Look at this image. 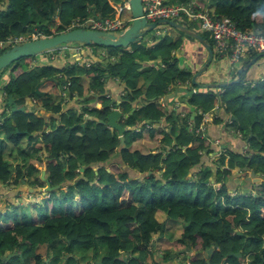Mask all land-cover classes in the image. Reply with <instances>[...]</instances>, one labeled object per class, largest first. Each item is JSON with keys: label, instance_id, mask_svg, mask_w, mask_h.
I'll return each instance as SVG.
<instances>
[{"label": "trees", "instance_id": "1", "mask_svg": "<svg viewBox=\"0 0 264 264\" xmlns=\"http://www.w3.org/2000/svg\"><path fill=\"white\" fill-rule=\"evenodd\" d=\"M190 1L166 0L171 4ZM210 2L207 8L215 19L228 17L243 31H264V0ZM92 13L102 19L117 15L109 0H0V42L5 43L0 54L9 38L28 34L39 26L45 36H53ZM56 26L53 33L51 28ZM184 35L180 32L175 39L168 35L149 46L142 41L126 48L96 46L104 49L107 58L92 53L95 62L79 69L75 64L62 68L50 61L41 62L36 71L28 69L36 56L22 58L1 71L0 100L14 95L21 105L23 96L29 95L50 115L17 111L4 118L0 124L5 128L4 140L26 162L27 176L22 166L13 167L6 161L4 140L0 139V184L7 185L15 170V185L24 184L30 177L32 187L42 186L33 178L40 173L38 166H43L45 178L54 189L45 192L40 203L4 204L0 199V264H21V258L49 245L56 259L76 260L73 255L78 248L98 252L100 244L105 249L103 264H126L120 256L129 252L128 247L139 254L128 264H143L147 259L151 262L154 256L148 245L153 249V234L162 235L168 221L182 226L174 248L197 253L188 255L190 264H207L203 252L212 245L210 264H222L229 251L238 252L239 247L259 254L258 264H264V80L252 86L242 79L223 88V93L201 88L187 100L196 107L194 119L173 115L158 99L177 82L192 83V70L180 68L173 54L183 44ZM136 54L151 62L163 60L165 70L157 76L145 74L144 62ZM263 54L252 52V57L259 59ZM43 81L48 89L41 86L40 94H35L34 89ZM110 81L125 85L126 96L113 106L105 88ZM251 87L255 88V98L251 97ZM66 89L68 95H62ZM136 102L138 108L130 114ZM69 103L74 107L64 109L63 104ZM218 104L229 117L225 128L233 129L234 135L240 133L244 144L248 138L249 142L245 144L248 150L242 149L241 154L223 147L219 162H214L211 154L216 144L208 133L201 138L194 131L201 124L199 111L211 112ZM111 107L122 111L124 117L119 123L129 127L121 150L118 132L101 122L107 119ZM147 125L157 127L150 131L156 152L133 150L132 145ZM25 138L29 149L21 146ZM245 167L259 174L263 182L255 191L249 188L253 184L245 182L248 192L234 186L235 195L231 196L228 180L234 169L242 172ZM217 183L221 184L218 191ZM30 207L36 217L29 212ZM8 253L13 256L3 263ZM40 263L38 255L31 259V264ZM226 264L243 263L229 257Z\"/></svg>", "mask_w": 264, "mask_h": 264}, {"label": "rangeland", "instance_id": "2", "mask_svg": "<svg viewBox=\"0 0 264 264\" xmlns=\"http://www.w3.org/2000/svg\"><path fill=\"white\" fill-rule=\"evenodd\" d=\"M122 1L123 0H112V2L115 5H120ZM197 1H199V0H197ZM212 8H213V5H212ZM90 17H94V14L92 13V15ZM122 17L124 19H126V20H130L132 18L131 9H126ZM56 20H57L58 23L60 22L59 17H57ZM177 20L182 22L183 24H186V26H188L190 28H193L196 31L200 32L203 37L206 36L208 38L209 42L212 45L213 51H215V53L217 54V51L215 49L212 37L208 33L204 32L201 29V26L198 23L192 22V21H188V20H183V19H177ZM56 28H57V26L54 27V28L52 27L51 31L53 33H55L56 32ZM35 30H38V29L35 28ZM38 32L41 33V30H39ZM29 34L31 35V33H29ZM168 35L172 36L173 38H177L180 35V32H178L174 28H170L168 25H160L156 29L152 30L151 32H148L144 36V38L142 39L141 44L149 46L152 43L154 44V42L158 41L159 39L168 37ZM183 42H184V44L186 43L187 46L199 45V43H200L197 40H195L194 38H191L190 36H187V35H184ZM73 49H76V48L75 47H71L70 49H67V50L62 49V51H60V52L56 51L57 53L56 52L49 53V54L46 53L45 56L39 55V56H37L36 59H34L33 61L30 62V66H29L28 69L32 68V69H34V71H36L35 68L36 67H41L40 63L44 62V61H50L53 64H55V66H59V67H62V68L65 67L66 65H69V67H71L72 65L75 64L76 66L74 65V67L76 69H79L78 67H86V66H89L90 64H92L93 62H95L94 59L91 58L92 57V53H96L98 56H100V58H103V59L107 58V55H106V52L104 51V49L98 48L96 46H94V47L91 46L90 48H81V49H79L77 51H73ZM88 54H89V57L87 58ZM52 56H54V57L52 58ZM136 56L140 60H143L144 64L143 63L142 64H143V67H144V73L147 74V75H155V76H157V75L160 74V71H164L165 70V66H163L164 65L163 64L164 63L163 60H157L155 62H151L147 58H145V56H143V55L136 54ZM180 59H178V66L179 67H180L181 63H185L183 58H180ZM146 60H148V61H146ZM3 79L4 78L1 77V81H0L1 85L3 84ZM261 86L264 87V84H262ZM192 87L194 88L196 86L192 85ZM42 88H44V90L48 89V87H44V85H42ZM197 89H198V91L201 90V88H198V87H197ZM249 90H250V92H252L254 94V91H255L254 87H251ZM62 95H68L67 89H66L65 92L62 93ZM54 100L56 102H58L59 99H54ZM93 102L94 101H92L91 104ZM78 103H79L78 107L81 108L82 100H80V102H78ZM69 104L68 105H66V104L64 105L63 104L64 109L65 108L69 109L71 107H74L72 104H70V105ZM2 109L3 108H1L0 111ZM214 110H216V109H214ZM11 111H12V108L10 106H7L6 110L4 112L0 113V118H2V117L6 118L7 116H9ZM37 114L39 116H49L50 112H46L42 107H40ZM4 129L5 128H3V125H2L0 127V139H3V140H4ZM237 136H239V138L242 137V135L240 133ZM150 139L152 140L151 137H150ZM217 142H218V145H217ZM143 143L144 144H142V150L144 148L146 150H150V145H149L150 143L147 142V141L146 142L144 141ZM214 144H216V145H214L215 149H214L213 153L211 154V158L214 159V162H216V161L219 162L218 159L220 158V156L222 154V147L220 148L222 143L220 144V141L215 139L214 140ZM245 144H244V147L242 149L247 151L248 150V148H247L248 145L246 146ZM21 146L24 149H29L30 148L29 146H31V145L28 143V139L25 138V139H23ZM132 149H133V147H132ZM13 150H15L14 146L12 144L8 143V141L4 140V151H5V159H6V161L9 162L13 167H15L17 165L22 166L23 167L22 169L24 171V175L27 176V170H26V165H25L26 162H24L20 157L16 156V151H13ZM234 152L241 154L239 151H234ZM207 159L208 158H204V161L207 160ZM38 169L40 170V173H38L36 175V177L33 178V180L34 179L38 180V182L42 186H37V188L32 187L31 186L32 179L30 177L25 178V176L23 177V179L25 178L24 184H21V185L20 184H16L15 185L14 184V180H15V177H16V171L14 170L13 174H12V177L9 180V183L7 185L0 184V199H1V201L4 204L7 203L6 201H8V202H20V204H22V205L30 204V203H33V202L40 203L46 197L45 194H44L45 193L44 188L46 187V184L41 179V175H42V172L45 171V167L38 166ZM250 171L251 170H247V172L244 173L243 171L241 172L240 169H238V168L233 170V172H232L233 176H232V178H229V180H228L229 194L231 196L235 195V192L233 190L234 186L237 189H239V187L247 188L245 186V179L250 176ZM260 181L263 182V180H260ZM250 184H253V183L251 182ZM257 186L258 185L254 183L253 186H251V187L249 186V188L254 189L253 191H255ZM220 188H221V184L220 183L215 184L216 191H218ZM249 188H247L248 191H249ZM221 208L224 209L223 206H221ZM29 212L32 213L33 217L37 216L36 212H34L33 207L29 208ZM162 216L164 217V215H162ZM181 233H182L181 224L173 222V221H168L167 224H166L165 232L162 235H160V233L153 234V240H154V243L156 244L155 249L157 251H160V252L164 253V255H165L164 259L166 261L170 260V256H168V251H172L170 254L175 253L174 252L175 251L174 242H175L176 239H178V237L181 236ZM237 246H238V244H237ZM51 249H52V245H49V246H45V247L44 246L39 247L36 250V253L39 256H41L40 258L42 260H45L44 264H49V263L50 264H77V261H76L77 258L76 257H75L76 260H72L71 258L67 259V257H65V258L64 257H62V258L59 257L58 259H56V263L54 262V260L50 262L51 258H54L53 255H52ZM128 250H129V252H132L133 249L131 247H128ZM104 252H105V249L100 244L98 252L84 251V250L81 251L78 248L77 251H75V255L78 257V264H93L94 261H97L98 263L101 262L102 258L104 257V254H105ZM195 254L197 255L196 252H192V253L189 252L188 254L185 253L181 257L180 256L176 257L175 259L170 260V261H173L172 264H179V262H181V260L183 262L185 260L186 261H190L187 257L195 255ZM199 255H200V257H203V255H201V254H199ZM17 263L19 264V262H17ZM21 263H22V259H21Z\"/></svg>", "mask_w": 264, "mask_h": 264}, {"label": "water", "instance_id": "3", "mask_svg": "<svg viewBox=\"0 0 264 264\" xmlns=\"http://www.w3.org/2000/svg\"><path fill=\"white\" fill-rule=\"evenodd\" d=\"M127 1L130 4L132 18L130 24L126 28L119 31H100V30H93L90 28H72L53 36H43L36 39H31L21 43L13 44L11 46L8 44L7 48L0 54V73L2 70L10 66L12 63L22 58L36 57L45 53L70 48L75 45H84V46L94 45V46H103V47L126 48L133 43L142 41V39L148 32H151L152 30L156 29L158 26L168 25L170 28H174L178 32L190 36L191 38H194L195 40L200 42L208 52V58L206 62L197 72L194 73L192 77L193 86H196L198 88L222 89L233 84H238L241 81V76L239 75L236 79L229 82H222V83L214 82V83H206V84L200 83L198 81V78L202 75L203 72L207 71L214 58L213 48L211 44L206 40V38H204L201 35V33L196 31L195 29L175 21L160 20L155 23H150L147 21L144 15L142 0H127ZM123 3L124 0L121 2L120 5H123ZM92 8H94V6H92ZM39 30H41V26H39L38 30H33L32 32L38 33ZM254 62L255 61L250 62L247 68H249ZM249 85H252V83H249ZM39 87L40 84L36 86L34 90L35 94L38 95L40 94ZM195 94H197L195 89H191L190 87L181 85L180 83L177 82L176 86L172 87L171 91L166 96L168 98L176 97L177 103L179 105L185 104L186 106H189L192 112L191 113L192 119H194V117L196 116L195 108L190 106L187 100L190 97H193ZM256 96H257L256 94L251 95L252 98H255ZM116 104H117V100L113 99L112 106ZM7 105L12 106L11 113L17 111L25 112L27 109L26 105L18 106V104L15 102L14 95H9L7 97ZM35 112L36 109H34L32 113ZM133 112L134 109L130 112V114H133ZM123 117L124 115L119 108L111 107V113L107 116V119L105 121L101 120V122L106 124L109 128L116 130L118 132L120 138V145L118 147V150H121L125 147L124 134L126 132V127L122 126L119 123V120ZM1 122L2 120H0V123ZM170 131L171 128L169 132ZM247 142H249V138L246 140V143ZM175 143L176 142L174 141V144ZM247 170L248 169L245 167L243 172L245 173L247 172ZM45 174L46 172L43 171L41 175V179L46 182V187L44 188V191L47 192L53 190L54 187L50 186L49 182L45 178ZM260 180H263L262 177L259 174H257L254 170H251L250 176L245 179V182L247 183L252 182L253 184L255 183L259 185L262 183V181ZM245 192H248V189H246ZM213 250H214V245H212V248L209 249L207 252H203L204 257L207 260V264H210L208 258ZM184 251L185 250H178L175 253L171 254L170 260H173L179 255H182ZM231 255H233L232 251L229 253V256ZM235 255L239 256L240 253H237ZM12 256L13 255L8 254V256H6L3 259V263L8 261L9 258H11ZM125 260L127 259L125 258Z\"/></svg>", "mask_w": 264, "mask_h": 264}, {"label": "built area", "instance_id": "4", "mask_svg": "<svg viewBox=\"0 0 264 264\" xmlns=\"http://www.w3.org/2000/svg\"><path fill=\"white\" fill-rule=\"evenodd\" d=\"M142 4L144 15L150 23H155L160 20H171L183 24L177 19L198 23L201 29L212 37L217 53L221 57L227 59L231 65L240 62L243 57L251 52L264 53V31H243L239 29L236 21L228 17L215 19L210 8L199 5L197 0L174 4L167 3L166 0H142ZM112 7L117 14L114 18L102 19L98 17H89L84 21L76 19L71 22L69 29L90 28L100 31H119L126 28L130 24L131 19L126 20L122 16L126 9H130L129 2L124 0L123 5H113ZM30 33L31 35L28 33L19 37L9 38L7 44L11 46L13 44L45 36L40 32ZM4 46L5 43L0 42V48ZM72 47L76 48L73 49V51H77L81 48H89L84 45H75ZM70 48H66L65 50ZM60 51L62 50L57 52ZM53 57L54 56H52V58ZM200 115L202 116L201 124L194 133L200 135L201 138H205L210 123L217 118V115L214 114V110L207 113L200 112ZM147 127L151 128L150 125H147Z\"/></svg>", "mask_w": 264, "mask_h": 264}, {"label": "crops", "instance_id": "5", "mask_svg": "<svg viewBox=\"0 0 264 264\" xmlns=\"http://www.w3.org/2000/svg\"><path fill=\"white\" fill-rule=\"evenodd\" d=\"M205 1V0H204ZM209 2H203L202 0L198 1L199 5L206 6L210 3L211 6V0H208ZM111 6L115 5L112 0H109ZM96 17V16H94ZM175 39V38H174ZM212 46V45H211ZM176 58L180 59L183 58L185 63L180 64V68H190L193 72H197L206 62L208 58V52L206 48L199 43V45H192L187 46L186 43L181 45L180 49H178L175 53ZM89 57V54L87 55V58ZM94 59V58H93ZM181 60V59H180ZM255 61L249 68H247L248 64L250 62ZM153 62V61H152ZM155 62V61H154ZM151 63V62H150ZM213 65V66H212ZM164 66V65H163ZM240 71V72H239ZM241 76V80L243 79L245 84L249 85V83H252V86L255 84H258L264 80V55H262L259 59H253L252 52L245 57L241 59L240 62L231 65L229 61L223 57H221L218 53L216 54L214 51V58L207 69V71L203 72L202 75L198 78V81L202 84L206 83H222V82H229L234 79H236L238 76ZM192 83L188 82V84L184 86H188L191 89H195L196 92H199L197 87H192ZM174 87V85L172 86ZM106 90L108 92V96L112 97V100L116 99L119 103L123 96H126L124 89L125 85L124 83H121L120 81L116 82H108L106 84ZM217 89V88H214ZM218 93H223L224 89H217ZM158 102L160 105L168 112L172 113L173 115H178L180 118H186L188 115H190V118H192V112L189 106L179 105L177 103V98H168L166 95L162 96L158 99ZM145 103H149V100H145ZM97 106V105H96ZM100 107V105H98ZM194 107V106H192ZM138 108V102L133 104L134 111ZM196 110V107H194ZM214 110V114L217 115V118H219L221 121L219 123L212 122L209 125L208 128V134L210 138L214 141L219 140L220 144L222 143L223 147H228L230 149H233L234 151H242V148L244 147V143L242 142V139L239 138V136L234 135V130L229 129V131L225 128V122L227 121L228 115L225 113L224 108L220 106V104L216 105ZM201 111H199L200 113ZM195 118V117H194ZM157 129L155 125L151 126V128L146 126V129L142 132V137L138 138L136 142L132 145L133 150H139L142 153H148V152H156V145L155 141L150 139V131L152 129ZM129 129V127H126V131ZM149 142L150 144V150H146L145 148L142 150V144L143 142Z\"/></svg>", "mask_w": 264, "mask_h": 264}, {"label": "flooded vegetation", "instance_id": "6", "mask_svg": "<svg viewBox=\"0 0 264 264\" xmlns=\"http://www.w3.org/2000/svg\"><path fill=\"white\" fill-rule=\"evenodd\" d=\"M51 60V59H50ZM52 61V60H51ZM43 83H44V81L43 82H41V83H39L40 84V87L43 85ZM38 84V85H39ZM37 85V86H38ZM35 90V89H34ZM34 92V91H33ZM9 96V95H8ZM7 96V97H8ZM7 97L6 98H2V100L0 101V109L1 108H3L1 111H0V113L1 112H4L5 110H6V108H5V106H6V104H7ZM24 98H23V103L21 104V105H18V106H23V105H26V107H27V109H26V111H28V112H30V113H32L33 111H34V109H36V112L38 113V110H39V108L40 107H38V105L36 106V104H37V102H36V100L33 98V97H31V96H23ZM14 98H16V96H14ZM16 100V99H15ZM16 102V101H15ZM11 108H12V106H10ZM33 113V114H37V113ZM10 115H11V113L9 114V117H10ZM0 120H2V122L0 123V124H2L3 123V120H4V118L2 117V118H0ZM245 189H247V188H245ZM244 189V190H245ZM159 233V232H158ZM239 233H241V232H239ZM239 244H243L242 243V241H240L239 242ZM152 245H153V249L151 248V246L150 245H148V249H149V251H151V252H153V259H152V261L151 262H149V260L147 259V260H145V262L143 263V264H172L173 263V261H166L164 258V253L163 252H160V251H157L156 249H155V246H156V244L155 243H152ZM187 249V250H186ZM179 250H185L184 251V253L182 254V255H184L185 253H189V248H182V249H179ZM176 251H178V250H176L175 249V251L174 252H176ZM232 250H230L229 251V253L231 252ZM51 252H52V255H53V257L54 258H51V260H50V262L51 261H53L54 260V262L56 263V255L54 254V252H53V250L51 249ZM233 252V251H232ZM229 253H228V256H226L225 258H223V262H222V264H226L227 263V260H228V258L229 257H235V258H237V261H240L241 263H243V264H258V260L259 259H261V256L258 254L257 255V253L256 252H254V251H245V249L244 248H242V247H239V251L238 252H233V255H231V256H229ZM237 253H240V255L239 256H236L235 254H237ZM8 254H11V253H8ZM8 254L6 255V256H8ZM11 255H13V254H11ZM36 255H38L37 253H35V254H33V256H27L26 258H21L22 259V263L21 264H31V259L33 258V259H35V256ZM70 255H72V254H70ZM139 254H138V252H136V253H134L133 251L132 252H128V253H124V252H122V254H121V256H120V258H122L125 262H126V264H128V262H129V259H133V258H136L137 256H138ZM171 255V254H170ZM169 255V256H170ZM182 255H179L180 257L182 256ZM196 255V254H195ZM5 256V257H6ZM39 256V255H38ZM74 257H76L77 258V264H78V257L74 254L73 255ZM178 256V257H179ZM193 256V255H192ZM191 256V257H192ZM39 257H41V256H39ZM125 258L127 259V260H125ZM41 259V258H40ZM179 260V259H178ZM3 261V260H2ZM262 262L264 263V260H262ZM45 263V260H42L41 259V263L40 264H44ZM50 264V263H49ZM93 264H103V262L101 261L100 263H98L97 261H94V263ZM179 264H184V262L181 260V262H179ZM186 264H190V261H186Z\"/></svg>", "mask_w": 264, "mask_h": 264}]
</instances>
